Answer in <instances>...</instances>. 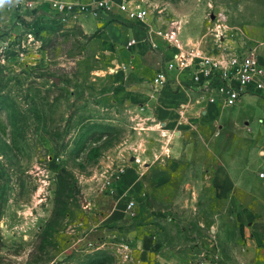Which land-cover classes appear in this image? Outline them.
<instances>
[{"label": "rangeland", "instance_id": "obj_1", "mask_svg": "<svg viewBox=\"0 0 264 264\" xmlns=\"http://www.w3.org/2000/svg\"><path fill=\"white\" fill-rule=\"evenodd\" d=\"M98 1L0 7V264H264V237L252 240L264 219V96L216 106L231 117L184 137L113 97L114 74L135 71L114 55L138 29L116 18L119 3L224 59L260 57L245 27L264 24V0H102L114 8L101 12L106 34L100 14L77 19ZM218 165L234 177L232 201L215 198Z\"/></svg>", "mask_w": 264, "mask_h": 264}, {"label": "crops", "instance_id": "obj_2", "mask_svg": "<svg viewBox=\"0 0 264 264\" xmlns=\"http://www.w3.org/2000/svg\"><path fill=\"white\" fill-rule=\"evenodd\" d=\"M97 14L101 15V13ZM103 16L107 17L104 14L97 17H100L98 19L102 21L106 34L110 25L108 26L107 20ZM77 19H80L79 21L94 23L91 17H85L82 14L78 15ZM129 31L127 35L129 36L128 39L136 37L135 30ZM245 31L249 39L258 47L259 61L262 68H264V24L253 23L247 25ZM101 43L105 51L112 49L111 40L102 39ZM202 45L204 46L202 47L203 49H209V46L205 43H202ZM126 53L123 55L115 53V62L123 65L125 68L133 67L135 71L131 72L125 69L124 71H117L114 74L113 78L117 86L113 92V97L119 105L140 108V110L134 113L135 121L142 120L145 117L149 118L151 122L161 123L164 121L162 125L169 127L170 131H178L177 134H180V137H184L189 135L190 130L205 125L207 121L214 120L217 117L220 121H225L231 117V113L227 114V116L224 113H219L216 110V106L208 104L203 97V93L193 87L191 83L193 69H168L173 56L177 54L175 48L161 46L157 50H152L148 49L145 44L139 43L131 47ZM153 56L158 58L159 62L157 64H152ZM158 71H164L167 76V83L164 88L147 83L144 79L145 76L154 78ZM247 96H249L248 99L254 102V99L250 98L251 95ZM232 119L236 120L234 117ZM170 131L166 132L169 136L171 135ZM221 169H224L225 177L219 176ZM212 185L215 189V198L218 201H224L228 196L232 201V197L236 196L233 193L236 185L234 177L233 175H229L222 165L216 167ZM254 230L252 240L258 243L260 237H264V219L255 222Z\"/></svg>", "mask_w": 264, "mask_h": 264}, {"label": "built area", "instance_id": "obj_3", "mask_svg": "<svg viewBox=\"0 0 264 264\" xmlns=\"http://www.w3.org/2000/svg\"><path fill=\"white\" fill-rule=\"evenodd\" d=\"M97 7L96 12L89 11V8L85 6H78L77 9V6L73 4H68L66 9L75 12L77 9V15L87 12L96 15L103 10L112 12L114 9L109 2L102 0L97 2ZM117 10L123 18L116 17L118 20L134 24L138 28L136 37L129 39L126 46L133 47L142 43L152 50H157L161 46L175 48L177 54L173 56L168 69H193L191 83L194 88L203 93L208 104L228 108L234 106L244 96L264 95V68L254 50L229 54L224 59L208 56L194 44L182 46L178 30L173 27L155 30L146 26L144 22L148 13L144 8L130 7L123 1L117 5ZM166 83L165 72L158 71L153 78V85L164 88ZM260 177H264V173L260 174Z\"/></svg>", "mask_w": 264, "mask_h": 264}, {"label": "clouds", "instance_id": "obj_4", "mask_svg": "<svg viewBox=\"0 0 264 264\" xmlns=\"http://www.w3.org/2000/svg\"><path fill=\"white\" fill-rule=\"evenodd\" d=\"M7 2H9V0H0V7H2Z\"/></svg>", "mask_w": 264, "mask_h": 264}]
</instances>
